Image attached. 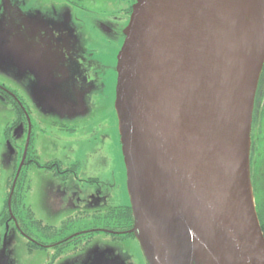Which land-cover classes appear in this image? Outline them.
I'll use <instances>...</instances> for the list:
<instances>
[{"label": "water", "instance_id": "obj_1", "mask_svg": "<svg viewBox=\"0 0 264 264\" xmlns=\"http://www.w3.org/2000/svg\"><path fill=\"white\" fill-rule=\"evenodd\" d=\"M224 0H137L116 59L115 106L132 232L148 264H264L250 181L264 0L244 90L227 91ZM236 113L233 114L232 110ZM229 114L237 118V125ZM237 130L245 142L238 141Z\"/></svg>", "mask_w": 264, "mask_h": 264}, {"label": "rangeland", "instance_id": "obj_2", "mask_svg": "<svg viewBox=\"0 0 264 264\" xmlns=\"http://www.w3.org/2000/svg\"><path fill=\"white\" fill-rule=\"evenodd\" d=\"M24 2L26 0H0V84L21 95H43L46 101L44 114L53 115L49 116L53 118V124L48 123L45 130L47 154L56 143L58 125L82 127L84 122H90L89 142L80 129L75 136V146L81 155L86 154L80 156V177L82 170L94 177L91 190L94 192L92 199L96 212L91 211L89 216L81 218L78 211L77 219L80 218L75 230L113 228V221L105 220L104 210L98 209L130 205L131 202L115 106V67L123 37L115 33L107 35L99 29V25L109 22L112 27L124 29L125 24L115 19L123 13L115 12L117 4L110 0L85 2L83 8L44 0L38 5H43L46 10L32 13L20 7ZM71 48L80 55V61L89 67L95 79L102 83L101 88L91 94L86 89L80 92L79 105L62 102L60 91L65 87L53 90V85L66 76L68 68L65 63L67 59H72ZM262 73L260 76L264 75ZM58 145L64 146L61 141ZM18 164H21L19 159L15 166L17 170L20 168ZM24 170V167L21 168V173ZM31 202L32 217L43 220L42 227L39 224L38 228L50 234L62 227L60 222L65 216L64 206L60 203L54 183L47 180L38 182L31 192ZM122 240L104 232L79 236L78 256L59 264H143L146 258L138 240L136 242L125 236ZM137 249L142 257L139 255L136 260ZM11 255L19 256L15 260L17 263L44 264L40 261V253L34 251L25 260L17 248L6 254L5 264L11 261Z\"/></svg>", "mask_w": 264, "mask_h": 264}, {"label": "flooded vegetation", "instance_id": "obj_3", "mask_svg": "<svg viewBox=\"0 0 264 264\" xmlns=\"http://www.w3.org/2000/svg\"><path fill=\"white\" fill-rule=\"evenodd\" d=\"M43 1L26 0L24 2L26 6L21 3L20 7L31 13L41 12L46 10L43 5H38ZM55 1L83 8L85 2L92 3L95 0ZM110 1H115L117 4L115 12L123 13V16L115 19L126 26L137 0ZM118 21L115 23L119 24ZM99 29L107 35L113 36V33L117 36L122 35L124 40L123 29L112 27L109 22L101 23ZM71 54L72 59H67L65 63L67 65L65 67L68 68L66 76L58 84L53 85V90L65 87L60 91L62 102L79 105L80 92L86 89V92L91 94L100 89L102 83L97 81L89 67L80 61V55L75 53L73 48ZM72 81L76 83L72 84ZM25 86L27 87L26 84ZM45 102L42 94L21 95L5 89L0 84V161H2L0 164V264H5L6 254L9 251L14 252L16 248L25 260L34 251L40 253V261L44 264H59L76 258L80 251L79 236L87 233L104 232L121 241L125 236L137 242L135 235L129 232L133 223L130 205L98 209V211L104 210L105 220L113 221V228L75 230L80 218L77 219L78 211L81 218L89 216L91 211L96 212L92 199L94 192L91 190L94 177L85 173V170H82V178L80 177V156L86 154L81 155L79 148L75 146V136L80 129L85 133V140L89 142L91 126L90 122H84L85 125L82 127L58 125L56 143L51 146V152L47 154L45 130L46 125L52 123L53 118L49 116L53 115L47 112L44 114ZM58 141L64 146L59 147ZM45 156L48 158L44 159ZM17 159L21 163L18 164L19 170L15 168ZM249 163L255 210L264 235V75L259 78L254 96ZM12 167L13 170L10 171ZM23 167L25 170L21 173ZM43 180L55 184L57 196L64 206L65 213L60 222L62 227L50 234L38 228L39 224L41 227L43 225L41 218L32 217L31 192L34 186ZM139 255L141 256V253L137 249L136 260ZM11 257V261L7 264H21L15 261L19 256L11 255ZM143 264H148L145 259Z\"/></svg>", "mask_w": 264, "mask_h": 264}, {"label": "bare ground", "instance_id": "obj_4", "mask_svg": "<svg viewBox=\"0 0 264 264\" xmlns=\"http://www.w3.org/2000/svg\"><path fill=\"white\" fill-rule=\"evenodd\" d=\"M258 7L259 0H224L221 9L218 38L224 65L232 77V79L228 77L227 91L229 99L233 101H236L240 90L245 88L249 65L255 53ZM232 112L236 116L233 110ZM235 116L229 114L237 125L239 117ZM239 120L242 121L241 117ZM236 132L239 143L243 145L244 132L242 133L240 129H236ZM199 255L206 264H210L201 252Z\"/></svg>", "mask_w": 264, "mask_h": 264}, {"label": "trees", "instance_id": "obj_5", "mask_svg": "<svg viewBox=\"0 0 264 264\" xmlns=\"http://www.w3.org/2000/svg\"><path fill=\"white\" fill-rule=\"evenodd\" d=\"M249 171H250V163H249ZM130 208V211H131V207H129ZM131 216H132V212H131ZM132 222H133V218H132ZM260 226H261V224H260ZM262 227V226H261ZM262 229V228H261ZM264 236V235H263Z\"/></svg>", "mask_w": 264, "mask_h": 264}]
</instances>
